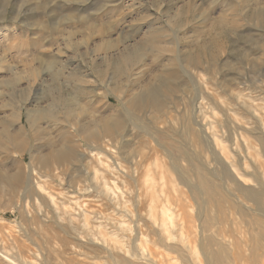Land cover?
<instances>
[{"label":"rangeland","instance_id":"374dc122","mask_svg":"<svg viewBox=\"0 0 264 264\" xmlns=\"http://www.w3.org/2000/svg\"><path fill=\"white\" fill-rule=\"evenodd\" d=\"M155 89L160 105L143 106ZM193 117L215 132L220 155L236 163L239 152L264 178V0H0V264H154L126 253L137 233L162 264H181L159 240L164 206L176 215L168 228H184L193 244L201 212L211 242L231 244L232 264H264L263 247L253 256L264 200L235 204L233 184L204 171L209 153ZM89 146L113 154L110 171ZM58 150L73 156L55 158ZM31 152L41 195L24 188ZM172 164L190 185L203 171L217 191L194 195Z\"/></svg>","mask_w":264,"mask_h":264},{"label":"bare ground","instance_id":"6f19581e","mask_svg":"<svg viewBox=\"0 0 264 264\" xmlns=\"http://www.w3.org/2000/svg\"><path fill=\"white\" fill-rule=\"evenodd\" d=\"M160 93L155 89V90H151L149 91L147 94H145L140 102L141 104L150 106V107H155V106H159L160 105ZM53 106V105H52ZM51 106V107H52ZM56 106V105H55ZM214 108V107H213ZM59 109V108H58ZM52 110V109H51ZM255 110V109H254ZM197 112V111H196ZM254 112V111H253ZM37 113H40V111L37 110H29V118L31 119L32 117H36ZM49 113V112H48ZM53 113V112H52ZM55 114V113H54ZM40 115V114H39ZM205 115V114H204ZM41 116V115H40ZM262 121V120H261ZM32 124L35 123V120L32 122L30 121ZM192 125L193 126H199L201 129H195L197 135L199 136V138L201 139L200 142L204 145L205 147V151L209 153V157L206 159V163L203 164L204 167V171H206L211 177L215 178V179H219V180H224L227 182H231L233 184V188H230L231 190H228L229 188L227 187L228 190V197L230 198V201H233L235 204H241L243 205L245 208L247 209H251L252 207H250V205H248L250 202H258V200L262 199L264 200V178H262L260 176V174L256 173H252V172H248L246 169L247 165H244L241 163V159H240V154L239 152L235 151V154L237 155V160L236 163H234L233 161L229 160V153L221 152L222 155H220L213 147L212 145V141H211V137L215 138V132L212 133V135H208L206 132H204L202 130L201 124L196 120L195 117L192 118ZM208 126V125H207ZM111 129V128H110ZM105 132H108V130H105ZM195 133V134H196ZM189 134V133H188ZM191 134V132H190ZM194 134V135H195ZM9 136V134H7ZM6 135V136H7ZM14 135V134H13ZM12 135V136H13ZM5 136V135H4ZM15 137V136H14ZM154 137V136H153ZM10 138V136L8 137ZM155 138V137H154ZM7 139V138H6ZM223 139V138H222ZM11 140V139H9ZM7 140V141H9ZM109 145V144H107ZM23 144L17 145L16 147L18 148L17 151H20V149H22ZM162 147V146H161ZM90 148V153L92 154L94 149H96L95 147L89 146ZM262 152L264 154V141L262 142ZM68 149V148H67ZM56 151V150H54ZM59 151V150H58ZM202 151V150H201ZM259 151V150H258ZM22 152V151H21ZM95 152V151H94ZM103 152V151H102ZM199 152V151H198ZM113 153V152H111ZM103 154H101V151L99 150L98 152L93 153V156L95 158V160H97V162L99 161L101 166H104L103 168L105 170H109L111 169V166H113L110 162H108L107 160L105 161L104 159L107 157H112L114 159L113 154L112 155H106L105 158H103L102 156ZM73 156V152L72 150H67V151H59L55 154V158H59L62 160H68L70 158H72ZM92 156V155H91ZM24 157V156H23ZM42 164L44 165L45 168L50 167V163L51 160L49 159L50 156L48 154L46 155H42ZM183 160H186L189 164L190 167L194 166V161L195 159L184 153L183 154ZM31 162H30V169L28 171V173L26 172L27 176H26V181H25V192L29 193V192H35V194L41 195L43 192H46V188H45V184L42 183L43 176L39 175L38 179L35 181L34 179V174L36 173L35 168H34V161H35V155L31 152ZM245 160V159H244ZM114 161H116L114 159ZM53 162V161H52ZM119 162V161H118ZM137 162V161H136ZM136 162L134 163L133 161L131 162L132 166L136 165ZM52 164V163H51ZM121 164V163H120ZM260 166V165H259ZM115 167V166H114ZM116 168V167H115ZM114 168V169H115ZM123 168V167H122ZM181 168V167H180ZM177 165L172 164V169L173 171H175L176 174H178V176L181 179V182L184 185L189 186L191 192L195 195V194H205V192L207 194H211L214 193V191H217V188L219 187L217 184L212 183L209 179H207L202 172H199L197 174V180L198 183H191L188 184L187 183V173L185 171H183L182 169H180ZM220 168V170H218ZM233 168L236 172V176L237 178L234 176V174H232L231 169ZM28 169V168H27ZM47 170V169H46ZM45 170V171H46ZM95 170V174H98L97 168L94 169ZM200 170V169H199ZM35 171V173H34ZM48 171V170H47ZM112 171V170H111ZM49 172V171H48ZM125 172V171H124ZM8 173V172H7ZM47 173V172H46ZM51 174V173H50ZM49 173H47L45 176H49ZM44 176V177H45ZM98 176V175H97ZM252 177L253 181L258 185V189L254 190V189H250V188H246L244 187V185L242 184V182H240V180H238V178L241 177ZM19 177V174H15L14 176H11V178L15 181L17 178ZM133 177V176H132ZM149 177V176H148ZM147 177V178H148ZM41 179V180H39ZM18 180V179H17ZM190 180V179H189ZM48 181V180H47ZM151 181V180H150ZM242 181V179H241ZM217 183V182H216ZM226 183V182H225ZM18 184V183H16ZM13 185V184H12ZM255 185V184H254ZM102 190L105 191L106 193H110L111 195V191H113V189L110 187V185L107 182H104V184L102 185ZM117 186V184H116ZM208 189V191L206 190ZM50 196V193H48ZM117 196V195H116ZM205 197V196H204ZM112 198V197H111ZM196 199V198H195ZM114 200V199H113ZM154 203V202H153ZM259 204V203H258ZM254 205V204H253ZM154 206V205H153ZM152 207V205H151ZM230 208V207H229ZM152 209L150 208V216L149 218L151 219V221H155L156 222V218H154V215L152 213ZM189 209V208H188ZM193 209V207H192ZM209 209V208H208ZM192 211V210H191ZM194 211V209H193ZM216 212V211H215ZM262 213V212H261ZM260 213V214H261ZM203 213H199L197 212V219L199 221V226L198 229H200L198 235L199 238L197 241H195V243L193 244L190 240H189V236L185 235L184 233V228L182 230L181 227V231L180 233H176L175 231H173L172 229L168 228V224L173 220V215L174 213L171 212V209L168 208L167 206H164L161 210V222L158 224V236H159V240L162 242V245L164 246L165 252L169 253L172 250H178L179 253L182 255V262L181 264H232V260L234 259L235 256L232 255V253L234 252L232 250V246L231 244H227L226 246H224V244L221 242V239H216V241L218 242H211L212 240L209 238V236L212 237V235L207 234V223L205 222V220L203 219L202 216ZM207 215V214H206ZM176 216V215H174ZM247 216V215H246ZM215 217V216H213ZM256 217V215H255ZM262 217V216H261ZM260 217V218H261ZM206 218V217H205ZM148 219V218H147ZM175 219V218H174ZM213 219V218H212ZM249 219V218H248ZM251 220V219H250ZM263 220V219H262ZM153 221V223H154ZM245 221V220H244ZM249 221V220H248ZM262 222V221H261ZM260 222V223H261ZM183 223V222H182ZM264 223V222H263ZM121 224V223H120ZM245 224V223H244ZM249 224V223H248ZM130 225V223H129ZM198 225V224H197ZM257 225V224H256ZM157 226V225H156ZM182 226V225H181ZM223 227V225H222ZM251 227V226H250ZM121 228V229H120ZM260 228V226H259ZM142 229V228H141ZM213 229V228H212ZM216 229V228H215ZM249 229V228H248ZM115 230V229H114ZM113 230V231H114ZM118 230V229H117ZM119 230H121V232L123 231L124 234H126V232H128L129 230H133V228L131 226L124 225L121 224V226L119 227ZM180 230V229H179ZM224 231V230H223ZM257 231V230H256ZM116 232V230L114 231ZM212 233V231H211ZM214 233V232H213ZM113 234V232H112ZM115 234V233H114ZM113 234V236H114ZM116 240L117 241H121L124 240V236L123 238L118 235V233H116ZM257 239H255V242L257 243V247L254 250V255L253 256H260L259 248L263 247L264 249V233L261 232H257ZM112 236V235H111ZM127 236V235H126ZM125 236V238H126ZM214 236V235H213ZM96 237V236H95ZM216 237V236H214ZM143 238V236H142ZM221 238V237H220ZM105 239V238H104ZM137 239H139V233H137L135 235V237H130V242L131 247L128 248L126 250V253L132 256H139L142 255L146 261L148 262H152L154 264H162L161 261H158L157 259H155V252L152 250H148L147 247L142 243H140L139 240V245L138 242L136 244ZM128 240V239H127ZM143 240V239H142ZM233 240V239H232ZM214 241V240H213ZM225 241V239H224ZM231 242V240H230ZM252 242V241H251ZM248 243V241H247ZM117 244V243H116ZM234 244V243H233ZM249 244V243H248ZM247 244V246H249ZM106 245V244H105ZM126 245V244H125ZM127 246H130L127 244ZM214 246H218V248H214ZM121 247V246H120ZM229 251H227V249ZM253 248V247H252ZM126 249V248H124ZM262 249V248H261ZM120 250V249H119ZM158 250V249H157ZM233 251V252H232ZM239 251V250H238ZM117 252V251H116ZM123 252V250H122ZM159 252V251H158ZM251 252V251H250ZM263 252V251H262ZM124 253V252H123ZM234 254V253H233ZM242 254V253H241ZM158 255V254H157ZM179 255V254H178ZM235 255V254H234ZM9 258V257H8ZM157 258V257H156ZM242 259V258H241ZM259 259V258H258ZM133 260V259H132ZM173 260V259H172ZM128 261V260H127ZM252 261L253 258H252ZM259 261V260H258ZM118 262V261H117ZM237 263V262H236ZM171 264H176V263H171ZM242 264H245L244 262H242ZM257 264V262H256ZM259 264V263H258Z\"/></svg>","mask_w":264,"mask_h":264}]
</instances>
